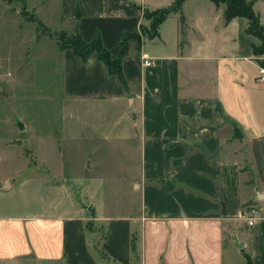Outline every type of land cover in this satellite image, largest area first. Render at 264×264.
Listing matches in <instances>:
<instances>
[{"label":"crops","instance_id":"obj_1","mask_svg":"<svg viewBox=\"0 0 264 264\" xmlns=\"http://www.w3.org/2000/svg\"><path fill=\"white\" fill-rule=\"evenodd\" d=\"M206 1L184 0L156 37H143L138 53L130 45L122 61L126 89L95 55L82 62L72 50H58L71 98L122 108L118 150H134L139 211L106 215L80 198L70 211L57 201L35 213L0 215V264L116 263L122 235L127 264H245L244 255L264 264V84L257 81L264 55L253 53L260 40L246 34L245 19L224 24L223 7ZM23 2L36 22L38 11L46 14L43 28L78 33L84 42L99 38L116 56L125 34L149 27L146 11L173 0ZM20 10L0 0V29L21 32ZM252 10L264 27V0ZM45 36L31 33L35 42ZM249 209L251 225L242 218ZM91 221L103 225V236L85 228Z\"/></svg>","mask_w":264,"mask_h":264},{"label":"rangeland","instance_id":"obj_2","mask_svg":"<svg viewBox=\"0 0 264 264\" xmlns=\"http://www.w3.org/2000/svg\"><path fill=\"white\" fill-rule=\"evenodd\" d=\"M12 2L23 9V0ZM45 15L38 11L36 22L31 13L21 14L26 21L21 32L0 29V215L35 213L57 201L70 211L80 198L86 207H101L106 215L136 213L139 203L131 184L134 150H118L122 108L76 102L69 96L57 57L58 37L75 33L56 32L53 25L52 30L40 27ZM33 29L46 36L33 41ZM107 137L113 144L104 143ZM9 183L11 187L4 189ZM85 228L99 229L101 236L105 232L94 221ZM73 237L77 244L84 239L78 232ZM124 238L118 237L120 248L113 249L119 257L116 263L101 264H127ZM78 253L83 256L81 249ZM132 257L136 258L133 250Z\"/></svg>","mask_w":264,"mask_h":264},{"label":"trees","instance_id":"obj_3","mask_svg":"<svg viewBox=\"0 0 264 264\" xmlns=\"http://www.w3.org/2000/svg\"><path fill=\"white\" fill-rule=\"evenodd\" d=\"M8 3L12 0H4ZM216 8L220 5L223 7L222 19L226 24L233 18H243L247 21L245 28L246 34L257 37L260 40L258 46H253L252 50L255 55H264V27L259 25L258 15L252 10V4L255 0H208ZM184 0H173L172 5L165 9L156 11H146L144 18L150 21L149 27L142 26L138 33L125 34L122 40L119 42V53L113 56L105 49L101 40L97 38L91 42H84L78 33L73 36L67 37L63 33H60L58 37L59 46L61 49L72 50L74 56L79 58L82 62H86L92 55L105 66L109 76H116L124 89L127 88V82L122 72V61L128 55L130 43H135V49L137 53L140 51L143 37L154 38L158 35V25L164 20V18L170 13L180 12L182 3ZM22 15H27L25 8L21 10ZM32 21L33 18H28ZM180 24L183 25V17L180 15ZM40 27H42L39 24ZM253 26V29H252ZM252 29V30H251ZM258 31V32H257ZM66 38V39H65ZM258 65L264 68V61L259 60ZM132 250L135 251L134 238L132 242ZM245 264H252L250 258L244 255Z\"/></svg>","mask_w":264,"mask_h":264},{"label":"built area","instance_id":"obj_4","mask_svg":"<svg viewBox=\"0 0 264 264\" xmlns=\"http://www.w3.org/2000/svg\"><path fill=\"white\" fill-rule=\"evenodd\" d=\"M143 64L145 66H149L151 63L149 62L148 58L147 57H143ZM257 73H258V78H257V81L258 82H261L264 84V68L260 67L258 65L257 67ZM254 215H255V211L253 209H249L246 213V215H242V218L244 220H246L247 224L248 225H251L252 221H253V218H254Z\"/></svg>","mask_w":264,"mask_h":264},{"label":"water","instance_id":"obj_5","mask_svg":"<svg viewBox=\"0 0 264 264\" xmlns=\"http://www.w3.org/2000/svg\"><path fill=\"white\" fill-rule=\"evenodd\" d=\"M20 128H21V125H20ZM3 188H8V184H5L4 186H3ZM237 246H240V244H236Z\"/></svg>","mask_w":264,"mask_h":264}]
</instances>
